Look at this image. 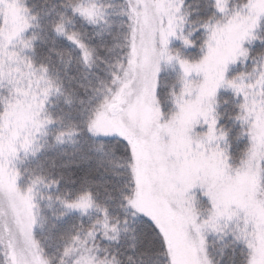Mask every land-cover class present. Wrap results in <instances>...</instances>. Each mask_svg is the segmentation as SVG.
<instances>
[{"label":"snow or ice","instance_id":"snow-or-ice-1","mask_svg":"<svg viewBox=\"0 0 264 264\" xmlns=\"http://www.w3.org/2000/svg\"><path fill=\"white\" fill-rule=\"evenodd\" d=\"M0 264H264V0H0Z\"/></svg>","mask_w":264,"mask_h":264}]
</instances>
